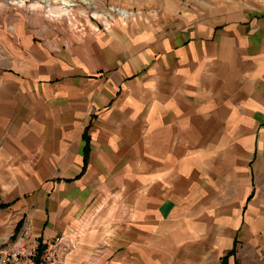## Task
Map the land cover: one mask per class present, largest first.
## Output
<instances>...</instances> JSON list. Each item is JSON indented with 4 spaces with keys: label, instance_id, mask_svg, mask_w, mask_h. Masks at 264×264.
Segmentation results:
<instances>
[{
    "label": "crops",
    "instance_id": "0c3cea01",
    "mask_svg": "<svg viewBox=\"0 0 264 264\" xmlns=\"http://www.w3.org/2000/svg\"><path fill=\"white\" fill-rule=\"evenodd\" d=\"M208 8L210 15L204 21L191 24L187 17L166 18L137 37L132 34L123 44L125 39L114 43L112 35L92 31L82 37L81 45L73 47L72 58L59 57L58 47L51 44L33 45L30 58L12 63L15 68H0V247L16 234L20 222V231L42 244L61 236H71L74 244V238L82 235L76 227L78 217L88 203L82 197L88 196L95 176L141 171L154 174L155 180L160 175L162 183L163 174L184 183L185 171L190 174L194 167L199 169L201 158L211 159L215 154L217 126H232L239 119L245 127H264V0H224ZM111 44L117 45L113 48ZM109 48L111 56L105 60ZM163 62L166 71L157 77L146 75L142 92L148 93L152 79L158 78L159 85L174 93L171 99H177L168 106L211 111L212 115L202 118L196 138L204 145L192 144L193 150H186L181 143L184 136H178L181 145L169 153L166 163L164 156L154 157L152 151L143 156L112 155L95 146L102 131L115 130L102 129L105 118L107 125L115 124L113 119L124 106L118 102L113 107L115 96L122 88L130 90L127 83L142 71L155 72ZM113 63L114 71L105 73V65ZM221 110L229 112L223 118L212 112ZM181 115L177 112L171 117L176 121ZM152 116L148 112L142 119L145 132L152 129ZM189 122L182 129L194 126ZM129 125L130 131L138 130L136 121L130 120ZM117 130L126 131L123 125ZM257 137L260 155L246 160L248 147ZM241 147L246 212L264 206V133H244ZM194 152L196 163L188 158ZM95 196L93 211L104 205V195L91 198ZM132 202L136 205L135 199ZM133 212L136 216V209ZM158 219L164 220L162 210ZM72 230L76 235H68Z\"/></svg>",
    "mask_w": 264,
    "mask_h": 264
},
{
    "label": "rangeland",
    "instance_id": "374dc122",
    "mask_svg": "<svg viewBox=\"0 0 264 264\" xmlns=\"http://www.w3.org/2000/svg\"><path fill=\"white\" fill-rule=\"evenodd\" d=\"M68 1L70 6L61 0H0V68H15L12 63L30 58L33 45L51 44L58 47L59 57L72 58L73 47L81 45L82 37L92 31L112 35L114 43L125 39L123 44L132 34L137 37L138 33L160 25L166 18L187 17L191 24L204 21L210 15V5L224 2L90 0L88 5L82 0ZM119 11H125L127 16ZM116 45L111 44L113 48ZM110 51L111 48L106 50L105 60L111 56ZM82 55L81 49L80 60ZM113 65H105L104 72L114 71ZM149 71H142L127 83L130 90L122 88L115 96L113 107H118V102L124 106L116 113L115 124L107 125L109 120L105 118V128H102L109 126L115 130L102 131L99 135L104 139L99 138L93 144L104 147V151L112 155L136 153L143 156L152 151L154 157L164 156L166 163L169 153L177 151L181 143L189 151L193 150L192 144L204 145L196 138L203 127L200 126L202 118L212 113L202 108L168 106L177 99H171L174 93L159 85L158 78L152 79V88L143 93L145 76H160L166 71L164 62L155 72ZM111 99L112 96L107 97V101ZM113 107L103 115L106 116ZM148 112L153 114L152 129L145 132L142 119ZM177 112L182 115L174 121L171 115ZM212 112L223 118L229 111ZM130 120L136 121L137 131H130ZM187 122L194 126L182 129ZM232 124L216 127L215 154H211V159L201 158L199 169L194 167L190 174L185 171L182 174L184 183L174 182V175L168 177L167 174H163L165 181L162 183L160 175L155 180L154 174L141 171L95 176L89 184L88 196L82 197L88 200L77 220L76 227L82 230V235L74 238V244L71 236H65V243L70 245L65 264H264V206L257 205L243 212L247 193L243 192L245 183L240 170L242 163L239 164L243 134L254 131L259 136L264 133V127L258 130L245 127L239 119ZM118 125H123L126 131H118ZM204 133L207 137V128ZM178 136H184V141L177 142ZM206 144L212 146L210 141ZM259 144L258 137L252 141L246 160L253 154L260 155ZM188 158L197 162L195 152ZM246 174L248 190L250 176L248 171ZM92 187L99 190H91ZM92 195H104V205L98 206L96 211L92 210L96 200V196L91 198ZM117 197H122L120 202ZM159 210H162L164 220L158 219ZM75 231L68 235H74Z\"/></svg>",
    "mask_w": 264,
    "mask_h": 264
},
{
    "label": "built area",
    "instance_id": "2783aa9c",
    "mask_svg": "<svg viewBox=\"0 0 264 264\" xmlns=\"http://www.w3.org/2000/svg\"><path fill=\"white\" fill-rule=\"evenodd\" d=\"M69 249L65 236L42 244L27 231H20L0 247V264H65Z\"/></svg>",
    "mask_w": 264,
    "mask_h": 264
},
{
    "label": "bare ground",
    "instance_id": "6f19581e",
    "mask_svg": "<svg viewBox=\"0 0 264 264\" xmlns=\"http://www.w3.org/2000/svg\"><path fill=\"white\" fill-rule=\"evenodd\" d=\"M48 1V0H46ZM55 1H58V0H55ZM66 6H70L71 5V2L68 1V0H61ZM84 3L90 5L91 4V1L90 0H82ZM122 15L124 16H127L126 12L125 11H119ZM110 16V14H109Z\"/></svg>",
    "mask_w": 264,
    "mask_h": 264
},
{
    "label": "trees",
    "instance_id": "16d2710c",
    "mask_svg": "<svg viewBox=\"0 0 264 264\" xmlns=\"http://www.w3.org/2000/svg\"><path fill=\"white\" fill-rule=\"evenodd\" d=\"M84 137L86 138V141L88 142L89 139H88V137H87V133L84 135ZM87 145H88V144H87ZM87 145H86V148H87ZM22 225H23L22 222H20V223L18 224V227H17V229H16V234L21 230Z\"/></svg>",
    "mask_w": 264,
    "mask_h": 264
}]
</instances>
